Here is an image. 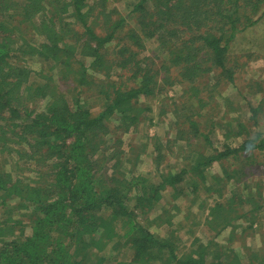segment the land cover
<instances>
[{
	"label": "trees",
	"instance_id": "16d2710c",
	"mask_svg": "<svg viewBox=\"0 0 264 264\" xmlns=\"http://www.w3.org/2000/svg\"><path fill=\"white\" fill-rule=\"evenodd\" d=\"M121 2L129 7L136 29L128 27L124 17L116 19L114 0H67L58 9L61 13L70 9L72 25L58 32L49 26L50 18L44 21L43 13L58 0H0V264H242L244 257V264H264L259 248L247 245L235 252L236 243L216 242L223 231L233 239L244 237L253 225L251 216L257 219L264 209L259 194L243 196L232 188L223 201L210 205L202 222L213 233L196 236L188 251H179L171 236L161 237L150 227L152 221L168 229L172 224L169 208H159L150 218L162 191L171 187L172 197H178L186 186H177L186 178L194 193L203 194L208 178L221 184L222 178L230 179L236 172L222 168L225 158L237 154L247 158L250 153V162L256 160L254 150L264 143V133H250V127L258 121L262 100L247 105L248 122L223 120L225 130H216L222 141L241 138L234 147L223 143L220 149L208 147L214 130L206 122L213 115L203 118L192 112L199 109L201 99L195 100L196 108L190 103L192 114L185 113L178 123L176 139L186 140L191 155L175 173H158L155 180L134 174L108 179L102 166L109 160L117 166L118 156L108 148L97 158L110 120L114 119L115 131L136 126L144 112L138 98L162 92L166 75L174 73L182 83L192 84L209 71L220 70L232 81L229 45L237 32L262 16L257 15L264 0ZM31 25L36 32L26 38L24 32ZM122 32L128 41L121 42ZM151 38L165 53L158 67L142 56L143 42ZM25 56L51 64L38 76L41 82L29 81L31 71L18 63ZM73 63L79 65L73 78L78 89L68 97L51 80L54 69L65 79ZM110 73L116 74V81L109 80ZM95 94L101 109L92 113ZM221 119L212 120L220 126ZM138 155L132 156L133 170ZM213 164L220 174L208 176L206 168ZM240 204L253 206L243 213ZM244 218L250 219L248 226L233 223ZM185 226L187 222L181 225ZM209 247L216 251L214 259ZM120 249L129 254L127 259L120 257Z\"/></svg>",
	"mask_w": 264,
	"mask_h": 264
},
{
	"label": "rangeland",
	"instance_id": "374dc122",
	"mask_svg": "<svg viewBox=\"0 0 264 264\" xmlns=\"http://www.w3.org/2000/svg\"><path fill=\"white\" fill-rule=\"evenodd\" d=\"M58 1L60 2L58 5L54 6V4H51V7L46 8L43 13L45 15L44 21H48L50 18V21H48L49 26L53 24V28L59 32L62 28H64L65 31L66 28H68L67 25L70 27L73 20L69 14L70 9L68 7L66 8L69 9L67 13H61L58 9L62 6H66V4H68L67 0ZM114 2L116 3L119 13V15L115 16L116 19L124 17L128 23V27L136 29V24L131 14L128 12L130 9L126 7V3H119V0H114ZM109 7L111 8V5H109ZM260 14H262V16H260L253 25L237 32L234 40L229 45L227 60L228 67L232 70V74L230 73V78H233L232 81L228 79L229 76L225 73L220 74V70L214 72L209 71L203 79L198 78L196 82L192 84H187L186 82L182 83L179 77L174 73L172 75H166L163 79L164 82L162 81L166 87L162 92H158L156 95L149 98L142 96L138 98L140 105L144 108V112L141 114L143 115L142 118L139 116L140 120L136 126H132L127 130L120 128L115 131L114 119L110 120L107 126L108 134L102 136L103 144L101 145V151L98 153L99 157L97 158H100L105 149L109 148L116 153L114 156H118L116 158L118 164L117 166H113V160L104 163L102 166L104 171L102 174L103 176L106 175L109 179L122 175L128 177V174H134L155 180L158 173H175L179 167L184 165V160L191 155L190 146L186 145L185 147L184 145L186 140L183 138L176 139L177 130L180 128L178 127V123L183 120V116L186 115L185 113H187V115L192 114L190 113L192 110L190 103H193L196 108L198 103L195 102V100L197 98L202 101L199 103V109L192 112L194 114L195 112L199 113L203 118H206L208 115H213L212 119L214 121L222 118L220 120L221 123L225 118H230L232 121L238 120L242 123L246 122L247 105L253 103V101L256 103L259 101L261 103L262 100L260 111L257 114V117H259L258 121L254 127H250V125L249 127L250 133H264V4L257 16ZM52 21L55 23H51ZM35 25L28 26V29L24 32L26 38H30L31 34L36 32ZM17 37H19L18 34ZM120 38L123 39L121 42L128 41L125 32H122ZM143 43L144 50L142 56L147 57L148 60L151 59L158 67L160 65V60L164 59L165 53H163V48L155 46L154 39L152 40V38L145 40ZM77 47L80 46L76 45V50ZM21 61L23 63L19 61L18 63L26 66L31 71L29 81L32 82H41V80H38V76L49 71L48 69L51 65L47 63L41 65L38 63L37 59L30 58L29 56L23 57ZM86 61L87 60L84 61L85 66L87 65ZM72 69L73 74H68L65 79L64 77L66 75H61L57 69H54V76L51 80V85H59V89L67 93L68 97L69 94H73L75 89H78L76 88L77 84L73 78L75 75L74 72L79 71V65L73 63ZM88 72L93 74L97 79L104 81L103 77L96 74L94 70ZM109 80L116 81V74L110 73ZM203 83L206 84L204 87ZM193 85L195 88L189 89V87L191 88ZM99 99L100 97L95 94L94 100L92 101V108L90 109L92 113L100 111L101 106ZM42 106L43 102L39 103V109H41ZM36 107L38 108V104H36ZM212 119L210 118L206 122V124H209L212 130H214L213 135L210 137L211 145L208 146L210 147L209 149H220L223 143H227L229 147H234L241 136L238 138L232 136L227 141L224 139V141H222L221 135L216 134V130L222 129V131H224L226 126H224V122L221 124L219 121L218 123H220V126H217ZM193 135V132L189 133L188 139L191 140ZM251 136H254V134H251ZM170 138H175L176 141L171 142L169 141ZM191 143L196 144L194 140ZM254 151L256 152L257 158L255 161L251 162L250 153H246V156L248 155L247 158L240 154H237L235 157L230 156L225 158L222 168H228V170H235L236 172L231 173L230 179L225 178L223 180L222 178L221 184L217 178H208V182L206 181V185L203 187L206 189L202 192L203 194H200L199 191L194 193L193 187L188 185L186 178H183L180 184L178 183L179 185L177 187L179 188L186 186V189L181 191L178 197H172L173 191L171 187L167 188V192L162 191L155 205V209L157 210L154 209L155 211L150 213V218L156 217L159 208H169L170 214L173 215L172 224L168 229L165 224L157 226V223L152 221L150 225V227H152L151 230L157 232L161 237L171 236L173 239L172 243L177 245L179 251H188L192 246L191 241H193L196 236L200 237L204 234L207 237L208 234L212 235L213 232L209 231L202 221L206 219L205 216L207 215L206 212L208 207L215 202L223 201L222 196L227 194L232 188L238 189V191H236L237 194H243V196H247L250 193L253 195L259 194L262 196V199L258 200H261L264 204V143L261 145L260 149ZM137 153L139 154L137 156V160L139 161L135 165L136 168L133 170L130 168L132 156H134V154L137 155ZM205 154L208 153L205 151ZM217 164H213L206 168L210 173L208 176H211L213 173L220 174V169ZM240 185H247L249 188L242 189ZM255 185L256 187H254ZM240 205L243 213H246L245 211H248L253 206L251 204ZM251 219L254 220V222L253 225L250 226H248L250 221L249 218H244L242 220L238 219L237 221L233 220V223H241L242 227L248 226V229L244 233V237L240 235L233 239L228 235V231H223V233L217 236V244L228 246L229 243H232L230 245L232 246L236 243L234 247L235 252H240L238 248L246 249L247 245L251 249L259 248L264 252V209L257 214V219H253L252 216ZM243 220L246 222L242 223ZM185 222H187L189 226L181 227ZM178 224L180 227L176 229ZM251 227L253 231L249 229ZM205 239L206 238H203L201 241L204 243L206 242ZM106 249H108V247ZM120 251V257L122 259H127L129 257L127 252H122V249H120ZM208 253L212 259L215 258L216 251L214 247H209ZM107 254H109V252ZM244 259L245 257L241 260L242 264L245 263Z\"/></svg>",
	"mask_w": 264,
	"mask_h": 264
}]
</instances>
